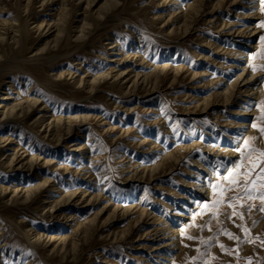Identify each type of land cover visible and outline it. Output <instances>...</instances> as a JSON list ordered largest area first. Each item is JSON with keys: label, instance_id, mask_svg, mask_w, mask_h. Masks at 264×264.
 <instances>
[{"label": "rangeland", "instance_id": "obj_1", "mask_svg": "<svg viewBox=\"0 0 264 264\" xmlns=\"http://www.w3.org/2000/svg\"><path fill=\"white\" fill-rule=\"evenodd\" d=\"M261 22L260 0H0V264H264V204L210 210L264 149Z\"/></svg>", "mask_w": 264, "mask_h": 264}, {"label": "snow or ice", "instance_id": "obj_2", "mask_svg": "<svg viewBox=\"0 0 264 264\" xmlns=\"http://www.w3.org/2000/svg\"><path fill=\"white\" fill-rule=\"evenodd\" d=\"M262 11H264V0H260ZM260 27H264V22H261ZM260 40L264 42V36L260 37ZM264 55V53H261ZM256 67H252V71L255 72ZM260 108L261 116L257 117L258 120H264V105H258ZM252 127L254 129L258 128L257 124H253ZM259 133L264 136V127L258 128ZM255 137H251L244 141V148L247 150V155L244 152H241L238 147L236 151L241 152V160L234 164L232 169L228 170V175L223 176V180L228 181V186L216 183L212 184L213 193L216 194L219 190V199H216L212 202V208L210 210L218 209L222 205H226L227 207L233 209L230 219L232 216L238 217L241 221L244 220V214L242 212L236 211V203L239 201H247V200H260L262 204H264V149H259L254 145ZM255 157V159H253ZM247 160L249 162V167L246 171L240 172L238 169L244 167L243 161ZM258 169V170H257ZM255 174V175H254ZM241 180L243 183L241 184ZM236 191L237 195L226 197L228 192ZM241 207H245L244 204L240 205ZM204 207L207 209L209 206L206 204ZM247 210L252 211V206H248ZM260 212H264V206L257 209ZM245 234V240L242 241L238 236H235L233 233L228 232L227 229H222V234L226 235L229 240H233L239 244L248 242L251 240L249 235L250 230L243 225L238 226ZM191 239V237H190ZM201 243L207 244L208 241H201ZM264 243V241H262ZM219 247L222 251L231 254L235 249H226L223 244H219ZM199 252V249H197ZM196 259V258H193ZM215 259V257H213ZM249 264L251 262L249 261Z\"/></svg>", "mask_w": 264, "mask_h": 264}, {"label": "bare ground", "instance_id": "obj_3", "mask_svg": "<svg viewBox=\"0 0 264 264\" xmlns=\"http://www.w3.org/2000/svg\"><path fill=\"white\" fill-rule=\"evenodd\" d=\"M56 22H57V21H56ZM13 30H14V29H13ZM181 31H182V30H181ZM21 32H22V31H21ZM21 32H19L20 35H21ZM23 32H24V31H23ZM23 32H22V33H23ZM21 36H24V34H22ZM3 69H4V68H3ZM33 70H34V71H37V72H40L41 69H40V66H39V65H34V66H33ZM241 77H242V76H241ZM249 80H250V79H249ZM247 85H248V84H247ZM234 87H235V86H234ZM248 87H249V86H248ZM11 112H12V111H11ZM11 112H10V113H11ZM10 113H9V115H10ZM1 115H5V112L3 111V114H1ZM9 118H10V117H9ZM241 126H242V125H241ZM53 127H54V126H53ZM56 127H57V126H56ZM239 127H240V126H239ZM230 153H231V152H230ZM12 160H14V158H13ZM12 160H11V161H12ZM11 161H10V162H11ZM19 166H20V165H19ZM205 188L207 189V187H205ZM201 189H202V188H201ZM206 189H204V191H203V189H202V191H203L202 193H204L205 191L207 192L208 190H206ZM51 211H53V210H51ZM162 253H164V252H162ZM164 255H165V254H164ZM166 256H167V255H166Z\"/></svg>", "mask_w": 264, "mask_h": 264}]
</instances>
